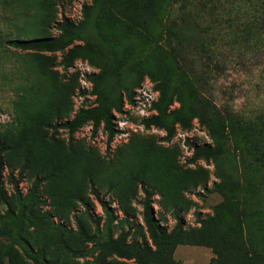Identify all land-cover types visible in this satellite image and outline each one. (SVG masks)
I'll list each match as a JSON object with an SVG mask.
<instances>
[{"label": "rangeland", "instance_id": "374dc122", "mask_svg": "<svg viewBox=\"0 0 264 264\" xmlns=\"http://www.w3.org/2000/svg\"><path fill=\"white\" fill-rule=\"evenodd\" d=\"M163 3L0 0L2 38L57 39L64 21L77 32L74 39H64L63 33L62 48L49 53L17 52L2 45L0 134L11 131L10 142L17 149L5 155L2 167L0 264H33L20 251V242L33 252L41 251L47 264H96L94 255L73 257L64 249L90 251L93 245L84 241L78 226L92 237L91 220L104 223L92 190L114 215L112 239L129 231L128 243H149L142 220L145 188L152 192L149 204L167 233L177 220L184 230H191L200 227L198 220L219 217L238 228L242 237H259L264 243V163L242 152L236 129L237 122L254 121L264 114V41L253 38L254 28L245 25L253 3L184 0L175 16L170 9L165 11ZM84 7L91 9L90 21L82 17ZM162 11L177 36L181 73L195 75L201 82L196 85L188 77L185 86L220 111L201 122L195 107L187 105L185 113L191 119L186 129L172 117L163 118L162 127L143 125L158 116L153 105L160 98L159 83L183 81L172 67L169 51L162 48L164 35L155 20ZM233 30L242 32L246 42L231 36ZM80 47L95 63L78 57L64 69L63 59ZM99 74L106 76L122 100L119 112L110 111L117 135L109 148L103 116L95 134L90 123L73 135L55 127L72 120L79 110L103 111L89 80ZM124 86L132 89L131 102L124 97ZM179 108L174 101L167 114ZM166 128L173 130L169 139ZM220 145L231 153L191 161V146ZM9 175L22 199L35 180L40 181L24 217L18 215ZM214 259L212 251L203 247L180 245L173 254L175 264H213ZM108 262L135 264L114 256Z\"/></svg>", "mask_w": 264, "mask_h": 264}, {"label": "trees", "instance_id": "16d2710c", "mask_svg": "<svg viewBox=\"0 0 264 264\" xmlns=\"http://www.w3.org/2000/svg\"><path fill=\"white\" fill-rule=\"evenodd\" d=\"M164 4L165 11L171 10L174 16L178 12V4L183 3L184 0H161ZM252 4V16L247 17V23L254 28L252 31L253 38L263 37L264 41V0H250ZM165 11L157 12L155 20H157V28L161 33L159 43L163 42L165 48L170 53V61L173 69L181 73L182 72V58L177 48V36L172 35V25H167L169 20H166ZM159 14L158 18L157 15ZM82 17L85 21H90L92 18L91 9L84 7L82 9ZM251 21V22H250ZM244 23H241L242 25ZM62 36L57 39H28V38H2L0 36V52L2 45H7L13 51L17 52H36L42 51L49 53L57 48H62V38L64 33V39L77 36L75 29L68 25L67 21H64L60 26ZM242 32L233 30L231 36L234 38L245 41L246 37L242 36ZM251 37V38H252ZM159 39V38H158ZM70 43V42H68ZM81 58L83 60L88 59L90 63H95L93 59H90L89 52L84 48H74L63 59L62 65L64 69L71 66L72 61L75 58ZM182 80H177L175 85L170 82L159 83L158 90L160 92V98L153 105V110L158 114L157 117H152L143 121L145 128L151 126L162 127V119L165 117H172L183 129L189 127L191 117H188L185 108L187 105L194 106L196 112H198V119L201 122L207 121L210 116L219 114V110L214 104L209 101H203L198 97L197 92L185 86V80L188 77L194 79L196 85H201V82L195 75L188 73H181ZM90 82L94 85L96 95L100 101V110H103L100 114L97 110H79L72 120L65 121L55 127L61 130H65L69 135H73L82 129L87 124H92L93 134H95L100 118L103 116L104 128L106 131V145L109 146L117 135L110 122V111H120L121 98L116 88L108 82V79L104 74L92 76ZM124 97L128 102L132 100V89L123 87ZM176 101L179 103L180 108L174 112L167 114L169 107ZM237 132L241 134L242 152L246 156H250L258 164L264 163V114H261L255 118V120L239 121L236 123ZM238 126H241L238 128ZM167 129V139H169L173 130ZM235 129V130H236ZM258 131L257 134H253L254 131ZM235 132V131H234ZM11 131L6 130L0 134V201L3 200V188H2V167L4 166V158L10 151H15L17 147L11 145ZM216 140H219L217 134L214 136ZM12 140V139H11ZM193 149L192 162L196 160L204 159L206 161L211 160L219 155L230 154L229 148L226 146H216L214 148L210 146H204L197 148L191 146ZM25 165L20 168L19 176H21L25 170ZM16 167H14L15 169ZM9 183L14 188V200L18 209V215L24 217L27 213V205L32 202L33 198H36V190L40 184L39 180H35L29 194L26 198L22 199L19 191L18 184L9 175ZM145 198L142 202V220L148 235L149 243L142 242H129V231L121 232L116 239H112L110 235L111 226L115 220L110 207L105 201L100 199L96 192L92 190L95 199L97 200L101 211L104 215V223L102 226L98 222L91 220L95 226V236L89 237L84 231L83 227L79 224L80 235L87 243H92L90 251L83 253L74 252L64 247L65 251L70 253L73 257H86L90 255L95 256L96 264H109L108 259L116 257L121 260L133 261L135 264H175L173 261V254L176 248L180 245L191 247H203L212 251L215 259L213 264H264V243L259 237L249 240L242 237L238 228H231L225 224L219 217H211L205 220H198L199 228L184 230L182 222L177 220L175 227L170 233H167L160 225L157 216L153 213V210L149 204L151 198V191L143 188ZM31 211V208L30 210ZM20 251L23 256L30 260L33 264H47L44 261L43 253L41 251L33 252L26 242H20Z\"/></svg>", "mask_w": 264, "mask_h": 264}]
</instances>
